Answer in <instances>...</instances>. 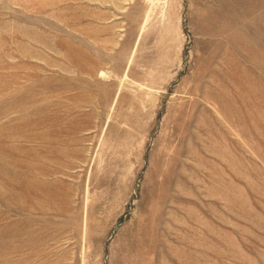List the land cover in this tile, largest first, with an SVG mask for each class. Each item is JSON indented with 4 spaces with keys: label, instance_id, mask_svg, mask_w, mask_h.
<instances>
[{
    "label": "rangeland",
    "instance_id": "obj_1",
    "mask_svg": "<svg viewBox=\"0 0 264 264\" xmlns=\"http://www.w3.org/2000/svg\"><path fill=\"white\" fill-rule=\"evenodd\" d=\"M0 264H264V0H0Z\"/></svg>",
    "mask_w": 264,
    "mask_h": 264
},
{
    "label": "bare ground",
    "instance_id": "obj_2",
    "mask_svg": "<svg viewBox=\"0 0 264 264\" xmlns=\"http://www.w3.org/2000/svg\"><path fill=\"white\" fill-rule=\"evenodd\" d=\"M36 34V33H35ZM60 39V38H59ZM65 40H67L66 38H65ZM42 41V40H41ZM45 43V42H44ZM64 44V43H63ZM62 45V44H61ZM65 45V44H64ZM68 52V54H71L72 53V50L70 49V48H68L67 50H66V53ZM65 53V52H64ZM101 74H103V72L101 71ZM105 75V74H104ZM30 98V97H29ZM31 99V98H30ZM34 100V99H33ZM28 101V100H27ZM30 101V100H29ZM14 176V175H13ZM12 176V177H13ZM8 177V176H7ZM14 179V178H13Z\"/></svg>",
    "mask_w": 264,
    "mask_h": 264
}]
</instances>
